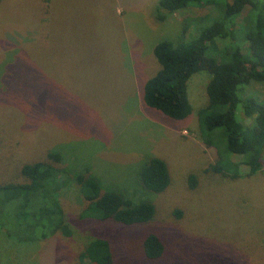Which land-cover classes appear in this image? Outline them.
Returning <instances> with one entry per match:
<instances>
[{"label":"rangeland","instance_id":"rangeland-1","mask_svg":"<svg viewBox=\"0 0 264 264\" xmlns=\"http://www.w3.org/2000/svg\"><path fill=\"white\" fill-rule=\"evenodd\" d=\"M157 2L0 1V184L24 183L23 165L58 152L66 171L87 170L104 187L155 206L144 225L81 220L86 204L70 183L59 201L72 236L46 231L32 243L20 241L26 235L15 233L11 210L0 206V264H86L81 255L95 238L109 242L113 264H264V154L262 170L249 177L208 171L216 157L203 143L198 111L207 102L209 73L188 80L192 112L183 120L142 101L145 82L159 69L154 46L188 41L217 9L194 6L158 23ZM225 44L216 41L218 50L208 54L218 57ZM246 95L264 106V83H253ZM219 133L211 136L225 161ZM150 157L162 159L170 174L160 194L145 191L138 179ZM149 233L165 246L156 261L142 251Z\"/></svg>","mask_w":264,"mask_h":264},{"label":"trees","instance_id":"trees-1","mask_svg":"<svg viewBox=\"0 0 264 264\" xmlns=\"http://www.w3.org/2000/svg\"><path fill=\"white\" fill-rule=\"evenodd\" d=\"M203 4L217 9L209 24L199 23L196 33L186 42L162 40L154 46L159 69L145 82L142 101L170 119L183 120L192 112L187 82L193 74L207 71L211 77L205 89L207 102L198 111V118L203 143L216 157L208 171L231 180L242 175L249 177L263 167L264 106L247 96L246 89L253 83H264V0H158L153 19L162 23L178 11ZM246 9V19L240 22ZM216 41L226 42L218 57L208 54L210 50H218ZM215 131L225 141V161L221 160L218 144L211 136ZM61 162L58 152H50L44 161L22 166L20 175L24 183L0 184V206L11 210L8 216L14 220L15 233L26 235L20 241L32 243L46 238V231H50V236H72L59 201V193L70 183L78 186L86 204L79 215L81 220L133 227L154 218L152 202H135L113 188L104 187L87 170L66 171ZM138 179L142 188L153 194L164 192L171 182L166 163L158 157L144 161ZM190 179L192 188L195 179L193 176ZM0 229L5 230V225ZM141 246L149 261L158 260L165 250L155 233L147 234ZM81 259L86 264H113L109 242L92 239Z\"/></svg>","mask_w":264,"mask_h":264}]
</instances>
